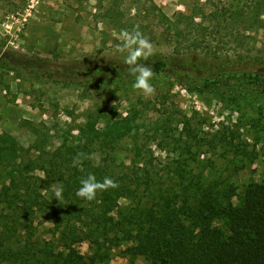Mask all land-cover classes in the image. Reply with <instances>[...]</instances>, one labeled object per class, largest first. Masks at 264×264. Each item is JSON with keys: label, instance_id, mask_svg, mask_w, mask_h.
Listing matches in <instances>:
<instances>
[{"label": "rangeland", "instance_id": "obj_1", "mask_svg": "<svg viewBox=\"0 0 264 264\" xmlns=\"http://www.w3.org/2000/svg\"><path fill=\"white\" fill-rule=\"evenodd\" d=\"M108 3L0 0V139L22 159H35L79 134L96 105L114 109L138 126L119 146V169L143 167L157 192L185 191L179 199L192 205L212 186L238 204L250 183L264 180V0H116L111 13L123 12L119 26L106 17ZM136 26L154 46L149 58L175 55L184 68L154 74L151 96L133 89L129 72L115 70L127 67L121 32ZM47 69L63 75L41 76ZM35 176L44 177L29 171V186ZM36 184L50 185L49 194L57 187ZM154 200L140 186L108 214L118 221ZM54 226L36 214L17 237L63 250ZM132 246L119 231L73 245L84 264H149Z\"/></svg>", "mask_w": 264, "mask_h": 264}, {"label": "trees", "instance_id": "obj_2", "mask_svg": "<svg viewBox=\"0 0 264 264\" xmlns=\"http://www.w3.org/2000/svg\"><path fill=\"white\" fill-rule=\"evenodd\" d=\"M114 4L116 0H109L106 17L119 26L123 12L112 14ZM180 60L172 55L141 63L150 66L154 74L177 75L184 69ZM103 67L92 71L99 72ZM115 70L119 76L121 71L128 72L126 66L118 64ZM40 75L55 79L63 74L55 75L47 69ZM63 81L68 84L65 77ZM99 121L103 122L101 127ZM133 122L134 117H118L114 109L96 105L89 110L79 134L31 160L22 159L14 147L0 139V264H84L73 245L91 236L98 242L100 237L117 231L132 240L131 253L149 264H264V180L250 183L238 204H233L225 191L214 194L213 186L193 205L183 197L179 199L185 191L157 192L146 169L138 165L119 169L121 165L116 162L124 137L135 136L138 126ZM74 159L81 163L73 166ZM33 169L42 171L46 179L35 176L33 186H29L27 173ZM89 174L98 181L111 178L118 187L98 192L93 201L80 198L76 192ZM36 180L46 184L56 181L57 187L62 186L61 204L54 194L43 192L50 185H38ZM140 186L154 195V204L129 211L114 221L108 213L118 206L120 198L136 194ZM36 214L55 225L63 250L38 239L21 244L17 230H24ZM221 219L226 221L225 228L215 224ZM128 224L134 225V231Z\"/></svg>", "mask_w": 264, "mask_h": 264}, {"label": "clouds", "instance_id": "obj_3", "mask_svg": "<svg viewBox=\"0 0 264 264\" xmlns=\"http://www.w3.org/2000/svg\"><path fill=\"white\" fill-rule=\"evenodd\" d=\"M122 37V45L119 47V51L121 53L127 52L124 63L127 65L128 72L135 78L132 84L133 89L138 90L145 96L153 95L155 92V88L151 83L154 76L153 69L147 64L141 63V61H147L154 54L152 42L139 31L138 26L131 32L123 31ZM80 163L79 159H74L73 166ZM41 179H46V177H41ZM116 187H118V184L111 178L105 177L102 181H98L95 175L89 174L81 180V187L77 190L76 195L87 201H93L96 199L98 192ZM53 191L55 199L61 204L63 200L62 186L54 188Z\"/></svg>", "mask_w": 264, "mask_h": 264}]
</instances>
